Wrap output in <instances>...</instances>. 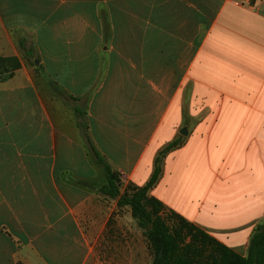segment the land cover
<instances>
[{
	"label": "crops",
	"instance_id": "obj_1",
	"mask_svg": "<svg viewBox=\"0 0 264 264\" xmlns=\"http://www.w3.org/2000/svg\"><path fill=\"white\" fill-rule=\"evenodd\" d=\"M0 57L19 63L0 82V264H151L85 134L136 187L176 141L147 195L246 256L264 221V0H0Z\"/></svg>",
	"mask_w": 264,
	"mask_h": 264
},
{
	"label": "trees",
	"instance_id": "obj_2",
	"mask_svg": "<svg viewBox=\"0 0 264 264\" xmlns=\"http://www.w3.org/2000/svg\"><path fill=\"white\" fill-rule=\"evenodd\" d=\"M26 55L30 56L27 52ZM18 68L16 58L0 57V82L9 79ZM86 142L89 153L102 167L106 178V184L97 191L116 200L118 207L129 208L131 217L147 240L151 264H264V221L254 230L246 256L241 257L147 195L158 179L162 158L177 145L176 141L159 152L146 185L136 187L130 184L122 194L117 173L110 170L88 138ZM83 186L93 189L89 184Z\"/></svg>",
	"mask_w": 264,
	"mask_h": 264
},
{
	"label": "rangeland",
	"instance_id": "obj_3",
	"mask_svg": "<svg viewBox=\"0 0 264 264\" xmlns=\"http://www.w3.org/2000/svg\"><path fill=\"white\" fill-rule=\"evenodd\" d=\"M85 138H87L86 134H85ZM87 145H88V143H87ZM119 179H120V178H119ZM129 185H130V184H128V183H124V182L120 179V188H119L120 194H122V193L125 191L126 187L129 186ZM132 222L135 223V224L137 225L136 221H135L133 218H132Z\"/></svg>",
	"mask_w": 264,
	"mask_h": 264
},
{
	"label": "water",
	"instance_id": "obj_4",
	"mask_svg": "<svg viewBox=\"0 0 264 264\" xmlns=\"http://www.w3.org/2000/svg\"><path fill=\"white\" fill-rule=\"evenodd\" d=\"M180 135L185 136L187 134L186 129L183 128L179 131Z\"/></svg>",
	"mask_w": 264,
	"mask_h": 264
}]
</instances>
